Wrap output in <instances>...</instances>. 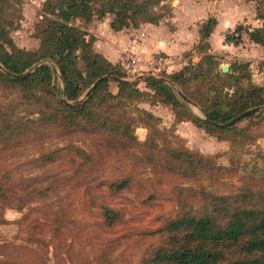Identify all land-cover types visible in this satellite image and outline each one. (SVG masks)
<instances>
[{"label":"rangeland","instance_id":"rangeland-1","mask_svg":"<svg viewBox=\"0 0 264 264\" xmlns=\"http://www.w3.org/2000/svg\"><path fill=\"white\" fill-rule=\"evenodd\" d=\"M43 1L21 0L20 24L10 33L20 48L38 46L32 34L40 19ZM172 1L176 2L174 6L189 1L201 2L169 0L167 16ZM246 1L250 2L256 18L257 7L264 12L261 0ZM204 9L201 7L200 11ZM240 26L243 32L235 44L237 48L224 55H215L213 66L204 65L207 71L203 72V79L194 82L192 88H204L225 64L230 66L235 62H247L252 84L264 87V61L260 59L264 52L247 43L250 40L244 30L254 28L253 25ZM234 29L223 34L226 37ZM199 51L195 45L186 57ZM190 59L186 64L192 62ZM198 61L200 57L193 63ZM124 74V79L132 82L138 77ZM166 74L163 71L160 76ZM56 80L57 87L63 86L60 79ZM240 84L247 87L245 79ZM110 90L117 92L116 83L111 82ZM155 99L163 103L161 98ZM181 100L192 114L204 118L198 106ZM30 102L18 90L0 85V182L15 197L11 205L0 200V264L145 262L156 247L164 244L165 234L158 230L178 215L179 200L200 206L204 192L224 195L245 187L264 189V115L238 122L237 126L243 128L245 135L244 139H236L232 147L229 142L218 140L216 134L210 135L203 128L190 124H184L180 133H176L178 127L168 121L171 108L167 104L163 106L164 114L160 113L167 116L164 118L167 121L164 122L163 117H158L159 123L148 121L151 129L143 126L140 113L129 105L122 115L135 120L133 137H114L87 127L74 132L47 128L48 124L38 119ZM145 103L135 102V105L151 110V102ZM5 128L8 131H4ZM68 144L85 150L91 161L79 157L72 159L68 154L53 164L33 161ZM174 149L181 152L189 149L192 154L174 162L166 154ZM170 166L173 167L170 169ZM124 178H129L127 188L120 191L109 188V183ZM53 180H58L54 191L47 195L36 192L41 185ZM103 206L117 214L112 225H108L103 216Z\"/></svg>","mask_w":264,"mask_h":264},{"label":"trees","instance_id":"trees-1","mask_svg":"<svg viewBox=\"0 0 264 264\" xmlns=\"http://www.w3.org/2000/svg\"><path fill=\"white\" fill-rule=\"evenodd\" d=\"M167 1L44 0L40 19L32 34L38 40V46L23 49L15 44L10 35L19 27L22 2L0 0V65L4 68H0V85L23 93L24 98L31 101L29 106L36 109L34 113L38 119L48 124L47 128L74 132L87 127L92 131L108 132L114 137H133L135 120L123 117L122 113L131 105L133 111L140 113L143 126L151 129L148 121L159 123L160 119L139 108L135 102L150 101L153 104L159 101L155 99L157 97L170 106L176 120L188 118L196 127L203 128L210 135L216 134L218 140L227 141L234 147L236 139H244L245 135L243 128L237 126L238 122L218 128L206 123L204 118L225 123L246 110L264 107V87L252 84L247 62H235L230 65L229 72H217L215 79H209L204 88H192L194 82L203 79L202 74L207 71L204 65L208 64L211 68L214 64V56L205 54L197 64L189 63L176 73L161 75L160 78L146 77L143 81L147 90L138 88L136 81L105 80L87 98L76 101L101 76L125 77L120 65L111 64L94 51L95 37L87 31L86 25L107 15L112 16L110 27L115 31L136 27L139 21L156 24L167 16ZM261 2L264 3V0ZM168 12L169 16L171 9ZM257 12L261 26L244 32L250 40L264 46V12L259 7ZM216 24L214 17L202 23L197 45L200 51L209 47L205 40ZM234 31L241 35L243 28L239 25ZM238 41L239 38L235 43ZM5 71L22 77L14 78ZM237 72L238 75L235 74ZM56 79H60L63 86L57 87ZM166 79L181 88L183 94L200 108L204 118L195 116L184 106L186 103L172 85L165 82ZM244 79L247 87L240 84ZM111 82L116 83V93L110 90ZM63 97L71 104L63 102ZM262 115L264 110L252 112L239 123ZM65 154L72 159L79 157L86 162L91 161L85 150L73 144L59 147L33 161L43 165L53 164ZM166 154L176 162L192 152L189 149L184 152L174 149ZM160 159L162 161V156ZM57 181L46 182L36 192L47 195L56 189ZM128 185L129 178H124L112 181L109 188L120 191ZM14 199L10 190L0 182V200L11 205ZM23 200H26L25 196ZM202 200L200 206L179 200L178 215L158 230L165 234L164 244L153 250L150 259L136 264H264V189L245 187L224 195L204 192ZM101 209L107 224L112 225L117 220L116 212L106 206Z\"/></svg>","mask_w":264,"mask_h":264},{"label":"crops","instance_id":"crops-1","mask_svg":"<svg viewBox=\"0 0 264 264\" xmlns=\"http://www.w3.org/2000/svg\"><path fill=\"white\" fill-rule=\"evenodd\" d=\"M171 3L173 5H171V14L162 18L156 24L139 21L136 27L129 26L115 31L110 27L111 15H107L102 20L93 19L86 25V27L87 31L95 37L93 45L94 51L99 53L111 64H119L120 68H122V58L125 53L134 54L140 61L139 67L142 71L150 70V67L147 66L146 63L151 60L156 53H162L167 59L162 72L164 71L169 75L180 71L187 65L186 63L190 58L192 61L191 63L194 64L193 62L195 59H198L199 57L201 59L205 54L213 56L224 55L225 53H230L233 49H236L237 45L235 44L237 43L231 44L225 39V35L223 34L225 31L234 29V27L241 24H252L254 28L261 26V20L256 18V14L253 13L250 2H247L246 0H201L200 4L197 3V1L194 3L193 1H189L182 5L177 4V6H174L176 4L175 1H172ZM201 7H204L205 9L200 11ZM209 17H214L217 21L214 30L208 39L205 40L209 47L205 51H199L198 53L194 52L192 55L186 57L187 52L193 51L194 46L198 45L200 41L199 31L202 23ZM254 28L248 29L252 30ZM216 33H218L217 38H215ZM248 40L250 39L248 38ZM247 43L249 45L260 47L262 52H264V46H261L252 40L247 41ZM260 59L264 61V56ZM229 67L230 66H228L227 72H229ZM160 73L154 74L153 72H144L142 75L144 77L139 80L138 87L141 90H147L143 79L152 75L156 76V78H160ZM261 77L262 76H257L259 79H262ZM165 82L172 85L177 94L178 91L182 92L180 87L171 84L168 79H166ZM142 84L144 85L143 87H141ZM185 97L188 99L187 96ZM188 100V103L191 102L196 105L190 99ZM162 104H160L159 101H156L151 104V110H148V108L145 109L149 112L152 111L151 113H154V116L159 118L163 117L164 119L167 118V116H161L160 113L162 112L164 114L163 106L166 105ZM166 109L168 108L166 107ZM170 110L168 112V121L174 123L175 126L178 127L176 133H180L184 124H190L193 127L198 128L188 118L176 120L175 115L172 113V110ZM166 121L167 119H164V122Z\"/></svg>","mask_w":264,"mask_h":264},{"label":"built area","instance_id":"built-area-1","mask_svg":"<svg viewBox=\"0 0 264 264\" xmlns=\"http://www.w3.org/2000/svg\"><path fill=\"white\" fill-rule=\"evenodd\" d=\"M240 37V35L232 31L230 35L226 36L225 39L229 43H235L236 40ZM166 56L162 53H156L151 60H149L146 65L150 67V70H143L139 67L140 61L138 58L135 57L134 54L131 53H125L124 57L122 58V70L128 75H131L133 77L140 76L144 72H153L154 74H159L162 72L166 65Z\"/></svg>","mask_w":264,"mask_h":264},{"label":"water","instance_id":"water-1","mask_svg":"<svg viewBox=\"0 0 264 264\" xmlns=\"http://www.w3.org/2000/svg\"><path fill=\"white\" fill-rule=\"evenodd\" d=\"M0 68L2 70H4V68L0 65ZM228 71V64H225L223 67H222V72L223 73H226ZM8 75L14 77V78H20L22 76H19V75H15V74H12L8 71H5ZM144 76H138L136 78V81L137 80H140L142 79ZM152 77H156V76H152ZM105 80H112V81H128L126 79H123V78H119L117 76H109V75H104V76H101L99 77L97 80H95L93 82V84L85 91V93L78 99L76 100L77 102L78 101H81L85 98H87L91 93L92 91L97 87L98 84H100L102 81H105ZM129 82H132V81H129ZM178 94L181 96V98L187 102H189V100L182 94V92L178 91ZM64 95H65V90H64ZM63 102H65L66 104H71L69 102L66 101L65 97H63L61 99ZM264 107H255V108H252V109H249V110H246L238 115H236L235 117H233L231 120L225 122V123H217V122H214V121H211L209 119H206L204 118V121L206 123H209L213 126H216L218 128H224V127H228V126H232L234 124H236L237 122H239L241 119H243L246 115H249L250 113L252 112H255V111H259V110H263Z\"/></svg>","mask_w":264,"mask_h":264}]
</instances>
